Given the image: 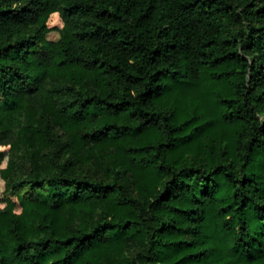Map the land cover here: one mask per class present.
Masks as SVG:
<instances>
[{
    "label": "trees",
    "instance_id": "1",
    "mask_svg": "<svg viewBox=\"0 0 264 264\" xmlns=\"http://www.w3.org/2000/svg\"><path fill=\"white\" fill-rule=\"evenodd\" d=\"M0 182V264H264V0H0Z\"/></svg>",
    "mask_w": 264,
    "mask_h": 264
},
{
    "label": "rangeland",
    "instance_id": "2",
    "mask_svg": "<svg viewBox=\"0 0 264 264\" xmlns=\"http://www.w3.org/2000/svg\"><path fill=\"white\" fill-rule=\"evenodd\" d=\"M46 37L56 40L59 38V33L56 30H51L46 34ZM36 124V120L26 123L24 130L15 136L11 156L15 172L39 165L47 159L49 148L46 146L43 136L37 131Z\"/></svg>",
    "mask_w": 264,
    "mask_h": 264
}]
</instances>
